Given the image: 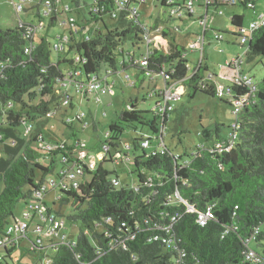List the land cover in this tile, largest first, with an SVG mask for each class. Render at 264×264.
<instances>
[{
	"label": "trees",
	"instance_id": "16d2710c",
	"mask_svg": "<svg viewBox=\"0 0 264 264\" xmlns=\"http://www.w3.org/2000/svg\"><path fill=\"white\" fill-rule=\"evenodd\" d=\"M52 1L49 27L58 19L60 4L69 7L66 13H72L70 4ZM158 3L167 10L163 1ZM71 4L84 9L89 15H84V20L91 25H85L86 32L82 34L76 19L79 30L70 28L63 47L68 48L67 53L75 52L74 58L53 59L54 51L61 53L55 49L56 44L64 39L53 45L47 35L39 44L34 40L33 50L26 53V27L33 24L22 23L12 29L0 25V239L16 222L11 219L17 205L25 202L27 208L50 182L56 160L60 159L64 169L78 151L87 150L80 140L70 145L64 137L47 140L42 132L47 118L59 109L60 100L68 96L67 91L59 90L61 85L72 80L70 88L86 85L103 68L108 75L117 74L121 68L122 75H126L133 68L139 71V85L134 88L145 81L152 84L163 78L166 85L180 83L187 87L191 98L202 93L232 106L230 101L217 96L219 77L204 65L205 53L200 64L190 70L186 48L176 43L175 31L164 26L162 34L171 42L169 51L152 50L148 65L143 66L139 61L146 52L136 61L134 50L145 41L149 27L140 18L130 20L128 9L115 18L114 0H74ZM243 25L244 17L234 14L231 31L223 29L216 33L215 40L223 42L229 36L228 45L239 42ZM158 27L162 26L156 21L151 30ZM207 32H203L205 39ZM128 44L131 47L126 49ZM245 48L249 62L258 57L264 59V27L252 33ZM103 86H109L107 80ZM153 88V96L161 100L163 91L157 86ZM230 93L235 99L248 94V89L231 86ZM158 103L151 111L141 110L136 102L131 103L135 107L128 105L110 124L107 140L96 148L101 151L108 145L107 158L94 170L85 168L78 188L65 186L51 206L45 205L48 218L54 213L61 220L66 217L80 230L74 242L42 247L37 253H41L40 259L53 251V256H47L51 264H175L184 252L181 264H264V80L256 83L255 95L237 117L238 137L234 144L230 140L232 133L225 137L222 125L216 123L202 129L211 147L199 146L185 155H174L164 141L159 149L150 150L152 140L141 135L148 129L155 140L165 139L170 115L175 110L163 114L155 107ZM66 122L69 128L80 123ZM28 126L32 131L26 134ZM128 132L139 135L133 138L134 149H141L142 154L127 163L132 166V174L137 175V183L121 187L114 184V180H120L118 172L107 166H118L114 156L124 155L120 150L121 135ZM40 137L48 143L63 145L47 156L38 147ZM145 141L150 142L147 148L143 146ZM57 177L62 179L59 173ZM63 207L70 208L69 216L62 214ZM209 207L214 219L201 226L199 214ZM5 252L4 261H8L10 254ZM34 253L31 251V256Z\"/></svg>",
	"mask_w": 264,
	"mask_h": 264
},
{
	"label": "rangeland",
	"instance_id": "374dc122",
	"mask_svg": "<svg viewBox=\"0 0 264 264\" xmlns=\"http://www.w3.org/2000/svg\"><path fill=\"white\" fill-rule=\"evenodd\" d=\"M16 1L18 0H14V2ZM72 1L74 0H63L64 3L71 5L72 13H66L64 4H60L58 6V19L53 26L49 27L51 17L46 15L44 6H40L41 0H33L31 4H27L25 6V11L21 12L19 15L15 12L12 0H0V25L3 29L16 28L19 26V23L16 22L18 17L22 22L27 24L32 23L36 26L41 24V29L36 34L35 44H39L41 38L47 35L50 39L49 41L54 45L58 43L60 39H65V36L69 34L71 27L68 21L70 16L73 15L78 19L81 25L85 24L88 27L91 26L84 20V15H89L84 9L78 8L75 4H71ZM257 1L256 11L245 10L240 3L237 2L234 8L230 5L221 8L220 11H222L223 15H218L216 11L210 10L205 52L190 49L191 42L202 36L204 32V28L201 26L199 20L180 22V20L170 19L168 13L162 9L156 0H146L138 9L141 14V23L146 24L150 29L154 28L157 20L160 21L159 25L163 28L165 25L170 29L178 28L174 36L177 41L176 43L186 48V56L189 61L190 70H194L198 64H200L201 53H205L206 60L204 61V65L208 67L209 72L219 76L218 80L220 82L227 83L228 81L222 75V68L227 61L242 56L244 57L243 69L246 70L245 72L251 74L256 83H260L264 80V59L258 57L249 62L245 56L246 48L237 40H235L233 44L228 45L227 40H229V36L226 38V41L223 42H218L214 39L215 33H220L223 29L231 31V18L234 14H239L244 17L243 29L247 30L252 22L257 21L258 10L264 7V0ZM107 22L109 26H111V22L108 20ZM228 34H230V32ZM130 47L129 44L126 45V49ZM146 50L147 45L144 42L137 46L134 50L136 53L135 60H140ZM167 50L169 51V47ZM52 55V58L55 60L58 57L74 58L75 52H61L58 54L54 51ZM106 70V68H103L100 74L101 77H105L104 73L106 74ZM126 73L136 82V85H139L136 76L139 73L138 70L131 68L127 70ZM123 76L121 68L117 74L107 77L109 86L105 93L100 94V102H97L94 96L85 97L83 93H77L75 88H70L68 94L73 98V106H63L61 104L62 99L60 100L59 109L56 111L55 115H50L47 118L48 122H46L45 126L42 128L45 138L47 140L56 141L64 137L70 142V145L80 140L85 144L89 155L95 156L98 152L96 148L107 140L106 134L109 132L110 124L115 122L118 115L126 110L128 105L135 99L138 100V108L141 110H153L155 103L148 98L150 95L148 92L153 86L148 81H145V83L138 88L130 87ZM175 86L177 88L175 92L181 93L182 98L172 102L175 111L170 115L171 119L167 125L165 139L162 140V142L164 141V145L167 146L174 155H185L186 152L190 153L194 148L199 146H204L206 148L211 147V144L203 137L202 129L211 127L216 123L222 125L221 129L225 137L232 133L230 127H232L235 120L232 106L217 98L202 93H197L191 98L189 96L190 91L187 87L180 83ZM160 87H162L161 81L158 88ZM59 90L63 93L65 92L60 87ZM78 112H83L85 114V122L88 126L84 127L82 124L76 122L72 124V128L67 127L64 124L65 121L68 118L74 117ZM141 135L152 140L150 150L159 149L158 144L160 143L155 140V136L150 130L145 129ZM138 136L136 132H128L121 135L122 146L120 150L123 153L124 151H130L126 150L125 147L131 146L133 148L130 153L131 159H135V156L142 154L141 149H138V151L134 149L133 138H137ZM112 152L115 153L116 151L113 149ZM107 168L111 171L118 172L121 187L133 186L137 183L138 177L136 174H132L131 165L122 162L118 166L110 164ZM62 169L63 165L60 159L56 160L55 173L50 176V182L48 181L46 183L48 190L46 202L50 206L60 194V188H56L53 183L58 181L57 174H61ZM112 177L114 178L116 175L113 174ZM25 209L26 203L20 202L15 209L14 219H11L12 223L14 221H23ZM61 212L65 216L71 214L69 207H63ZM55 217L58 218L54 213L52 217L45 222L40 218L36 220V223L42 224L44 228L43 236L46 238V243L49 244L51 242H59V240L62 241L64 240V236H66V243L76 241L80 227L70 222L66 217H63L65 226L58 232V237L50 233V231H52L53 218ZM32 231L33 228L30 230V237H21L16 240L17 246L14 248L12 256L14 258L18 256L21 260L19 262L8 260V264L35 263V261L33 262L32 260H36L39 255L36 254L35 256H31L30 254L34 248V242H37V235ZM37 248H40V246H37ZM53 254V251L47 252V256H53Z\"/></svg>",
	"mask_w": 264,
	"mask_h": 264
},
{
	"label": "built area",
	"instance_id": "2783aa9c",
	"mask_svg": "<svg viewBox=\"0 0 264 264\" xmlns=\"http://www.w3.org/2000/svg\"><path fill=\"white\" fill-rule=\"evenodd\" d=\"M42 6H44L46 15L50 16L53 10V1L52 0H41ZM61 0H55L56 4H59ZM116 4L117 13L114 14L115 18H118L120 12L125 11L126 9L129 10V19L132 21H137L138 18L141 17L140 12L138 10L139 6L141 4H144L146 0H114ZM159 2V0H156ZM165 3V6L167 7L166 12L172 19L180 20V22L184 21H190L192 18L194 20H199L201 26L204 28V31H208L209 29V11L214 10L217 12L218 15H223L222 11H220L221 5H233L236 3L237 0H161ZM242 1L245 6L253 10L255 9V0H240ZM14 9L17 15H19L21 12L24 11L25 6L27 4H31L33 0H18L14 2L12 0ZM131 2H133L131 4ZM157 2V3H158ZM65 10H69L68 6H65ZM199 13V14H198ZM22 25V22L19 26ZM69 25L71 29L73 30H79V25L77 23V20L75 17L71 16L69 18ZM264 27V12L258 16L257 21L252 22L247 30H242L243 35L242 38L239 40L240 44L243 47L247 46V43L249 39L251 38L252 33L255 30H258L260 28ZM41 29V26L36 25H28L26 27L25 32V38L27 39L28 43L26 46V53H31V51L34 48L33 42L35 40L37 32ZM177 29H174L175 33ZM163 27H158L155 30H151L150 28L146 29V35H145V41L144 43L147 45L146 55L143 59L139 61L141 65L146 66L148 65V57L152 50L154 48L151 47V42L153 41V37L160 36L163 39L164 36L162 34ZM218 35L215 34L214 39H216ZM220 39V37H219ZM205 37H198V39L190 44L191 50H201L204 52L205 44H204ZM67 43V38L64 39L59 44H56L55 49L62 50L63 44ZM203 59V53H201V61ZM244 57L238 56L234 58L232 61L227 62L224 67L231 72V75L228 79V83H218L216 86V94L218 97L222 99H227L232 103L233 106V114L235 116L234 123L232 125V135L230 137L231 144H234V142L237 140L238 137V122L237 117L241 113L242 109L245 107V105H248L251 102L252 97L256 93V82L254 81V78L251 76V74L247 73L243 69V60ZM105 79L102 78L100 75L94 76L92 81H90L86 85H79L75 84V90L77 93H83L85 96H94L97 102H100V94L105 93L107 88L103 86V81ZM125 80L128 81L129 86L133 87L135 86V81L131 80V77L126 74ZM74 82V80H72ZM69 83L70 85L72 84ZM176 84L167 85L164 89L162 99L157 100L158 103L156 108L159 109V112L166 113L167 111H173L174 107L172 102L177 101L180 99V95L176 94L174 92ZM231 86H244L248 89V94L239 97V98H233L230 93V87ZM67 90V92H68ZM151 97H154L151 95ZM63 106H71L72 100L70 99V96H65L61 103ZM85 114L83 112H78L74 117L68 118V123H74L75 121H79L80 124H82L84 127H87L88 124L85 122ZM66 122V121H65ZM67 123V122H66ZM32 131L31 126L27 127L26 134H29ZM0 141H2V136L0 135ZM160 144L159 146H162L163 142L160 140H156ZM58 144H51L45 141L43 137L39 138L38 141V147L42 151L43 154L50 156L55 151H57L61 146ZM150 142H143L144 147H149ZM125 149H129V147H125ZM109 152V146L104 145L102 147L101 151H98L95 156L89 155L87 150H80L76 154L75 159L68 164L63 170H62V179L54 182V186L60 189L64 188L65 186H73L74 188H78L81 180L84 176L85 168L89 170H94L98 163L102 161L103 159L107 158V154ZM124 159V156L119 153L114 156L115 163L117 165H120L121 161ZM130 162V160L128 159ZM114 184L116 186H120V182L114 180ZM47 187H43L40 192L37 193V196L33 201L29 203V206L25 209L24 212V219L21 222L16 221L14 224L10 225L8 227V230L6 232V236L0 239V264H8V261H4V258L6 257L5 251L13 250L14 247L17 246L16 240L24 237L27 238L30 234V230L33 228V233L37 235V242H34V248L32 251H35L34 256L39 253L38 251L42 249V247H47L49 245H52L53 243L57 242H51L46 243L44 242V236H43V226L40 223H36L37 218H40L43 222H45L47 219H50L46 216V199H47ZM214 219V213L212 210V207L207 208V210L203 213L199 214L198 217V223L201 226L207 225V223L211 222ZM173 222L176 221V218L174 217L172 219ZM65 226V221L61 220L60 218H53V225H52V231L50 233L55 234L56 237H58V232L62 230V228ZM154 240H159V236H156ZM59 242H65V236L64 240ZM164 243L167 242V240H163ZM36 245V246H35ZM37 246H40V249L37 248ZM178 249V247H176ZM13 252V251H12ZM10 254V252H9ZM185 257V253L181 252L178 259L175 261V264H181L182 259ZM13 259L14 262H19L20 259L17 257H13L11 254L8 259ZM33 262L37 264H51V259L47 256H44L43 258H37L36 260H32ZM34 263V264H35Z\"/></svg>",
	"mask_w": 264,
	"mask_h": 264
},
{
	"label": "crops",
	"instance_id": "0c3cea01",
	"mask_svg": "<svg viewBox=\"0 0 264 264\" xmlns=\"http://www.w3.org/2000/svg\"><path fill=\"white\" fill-rule=\"evenodd\" d=\"M237 3H240V5L243 7V5H242V2L240 1V0H237L236 1ZM236 3V4H237ZM236 4H233V5H231V4H229L231 7H235V5ZM258 4V1L257 0H255V9H253L252 11H256V5ZM227 5H224V6H221L220 7V9L221 8H223V7H226ZM244 8V7H243ZM245 9V8H244ZM139 10V9H138ZM249 10V9H248ZM264 12V7H262V8H260V10H258V12H257V16H259L260 14H262ZM141 15V14H140ZM208 15H209V13H208ZM239 15V14H238ZM209 19H210V17H209ZM213 19V18H212ZM157 21H159V20H157ZM16 22H18L19 23V25H20V23L22 22L20 19H19V17H18V19L16 20ZM40 22V21H39ZM160 22V21H159ZM162 22V21H161ZM185 22V21H184ZM22 23H24V22H22ZM30 24H32V23H30ZM33 25H35V24H33ZM41 25V24H40ZM39 25V26H40ZM144 25H146V24H144ZM209 25V24H208ZM82 26V28H81V33L83 34V33H85L86 31H84L83 30V28H84V26H85V24H82L81 25ZM165 27H168L167 25H165ZM169 28V27H168ZM172 31H174V29H171ZM70 31V30H69ZM216 34V33H215ZM215 36V35H214ZM66 37V36H65ZM200 37H203V35L202 36H200ZM36 38V37H35ZM198 38H196V40H197ZM62 40V39H61ZM61 40H60V42H61ZM196 40H194V41H192L191 43H193V42H195ZM170 40L169 39H167V38H165V39H163L162 37H160V36H155V37H153V41L151 42V47L152 48H154V49H160V50H164L165 52H168V47H169V49H170ZM204 44H205V46H206V39L204 40ZM67 51V47L65 48V47H63V49L61 50V52H65V53H67L66 52ZM66 58H68V57H66ZM234 59V58H233ZM232 59V60H233ZM232 60H230V61H232ZM230 61H227V62H230ZM226 62V63H227ZM225 63V64H226ZM222 71H223V77L224 78H226V80L228 81V79H229V77H230V75H231V72L229 71V70H227L225 67H223L222 68ZM244 71H246V70H244ZM248 73V72H247ZM104 75H105V77H102V78H104L105 80H107V77H109L110 75H108L107 74V72H106V74L104 73ZM101 76V75H100ZM124 77V80H125V75L123 76ZM219 77V76H218ZM132 80V79H131ZM127 81V80H126ZM160 81H161V83H162V87H160L161 88V90L162 91H164V89H165V87L167 86L166 85V82H165V79H163V78H159V79H155V81L151 84L153 87H156L157 86V88L159 87V83H160ZM127 83H128V81H127ZM129 84V83H128ZM60 88L62 89V90H64V91H67L68 89L67 88H69V85H68V83L67 84H63V85H61L60 86ZM106 88H108V87H106ZM153 90H154V88H152ZM176 86H175V89H174V92L176 91ZM153 92L154 91H149L148 92V94H150L149 95V99H151V100H153L154 101V103H156L157 102V100H156V97H151V95H153ZM176 94H178V95H180V98H182V94L181 93H178V92H175ZM133 102H136V105L138 106V100L137 99H135ZM132 106H130V107H135L136 105L135 104H131ZM174 110V109H173ZM127 150H130V151H124V159L121 161V163L123 162V163H125V164H127L129 161H128V159L130 160V158H132L131 157V155H130V153L132 152V149H127ZM134 153V152H133ZM128 155V157L129 158H127L126 156ZM135 155V154H134ZM136 157V156H135ZM120 178V177H119ZM48 194V193H47ZM31 235H29L28 237H30ZM65 239H66V236H65ZM44 242H46V238L44 239ZM15 248V247H14ZM14 248H13V250H14ZM13 250H10L9 252H10V254L12 255V251ZM35 254V253H34ZM34 254H32L33 256H34ZM39 255V257L38 258H40V256H41V253L40 254H38ZM18 259H20V257H18V256H16ZM21 260V259H20Z\"/></svg>",
	"mask_w": 264,
	"mask_h": 264
},
{
	"label": "bare ground",
	"instance_id": "6f19581e",
	"mask_svg": "<svg viewBox=\"0 0 264 264\" xmlns=\"http://www.w3.org/2000/svg\"><path fill=\"white\" fill-rule=\"evenodd\" d=\"M65 44H63V46H64ZM61 51V50H60ZM175 84H178V83H175ZM134 87V86H133ZM164 92V91H163Z\"/></svg>",
	"mask_w": 264,
	"mask_h": 264
}]
</instances>
